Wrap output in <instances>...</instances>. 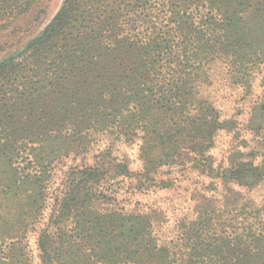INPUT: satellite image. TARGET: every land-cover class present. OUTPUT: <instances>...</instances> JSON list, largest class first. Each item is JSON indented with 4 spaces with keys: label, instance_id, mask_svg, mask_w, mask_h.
Here are the masks:
<instances>
[{
    "label": "trees",
    "instance_id": "16d2710c",
    "mask_svg": "<svg viewBox=\"0 0 264 264\" xmlns=\"http://www.w3.org/2000/svg\"><path fill=\"white\" fill-rule=\"evenodd\" d=\"M35 2L0 0V28ZM263 60L264 0H62L0 61V264H264L262 223L238 228L221 209L208 226L206 216L182 219L166 242L161 210H125L107 192L126 179L138 191L167 188L172 167L249 188L262 181L255 156L214 164L225 124L200 87L214 63L247 84ZM105 138L139 140L138 169Z\"/></svg>",
    "mask_w": 264,
    "mask_h": 264
},
{
    "label": "rangeland",
    "instance_id": "374dc122",
    "mask_svg": "<svg viewBox=\"0 0 264 264\" xmlns=\"http://www.w3.org/2000/svg\"><path fill=\"white\" fill-rule=\"evenodd\" d=\"M62 0H36L31 9L16 17L6 28H0V57L16 50L29 38L38 34L52 18ZM238 58V57H234ZM214 63L209 68V81L201 85L200 93L208 98L220 111L224 128L213 139L209 153L217 167H230L240 157H254L255 163L264 162V60L248 76V83L241 84L235 78L242 76L241 71L228 67L226 74L224 64ZM111 145L114 154L125 156L134 169L140 166L139 140L132 144L112 139H102L100 145ZM73 161H67L71 164ZM68 165L55 169L50 192L51 199L42 214L40 227L49 217L52 208V190L60 186L63 172ZM165 177L171 185L164 189L151 188L138 191L131 187L129 180L113 183L108 187L109 193L115 188V206L125 210L148 211L158 208L163 212L164 220L156 228L158 237L166 242L176 238L178 224L182 219H192L196 215L209 218L215 223L214 216L221 209L229 212L236 226L251 222L254 226L264 224V179L254 187L225 184L218 178H211L190 168H168ZM170 172V173H169ZM168 173V176H167ZM110 184V182H107ZM202 195V197H201ZM208 199L202 212L195 211L197 203ZM215 210V211H214ZM214 211V212H213ZM252 214V217H247ZM239 230V229H238ZM36 231L30 232L26 244L32 256H36Z\"/></svg>",
    "mask_w": 264,
    "mask_h": 264
},
{
    "label": "water",
    "instance_id": "95a60500",
    "mask_svg": "<svg viewBox=\"0 0 264 264\" xmlns=\"http://www.w3.org/2000/svg\"><path fill=\"white\" fill-rule=\"evenodd\" d=\"M26 42L24 44H22L21 46H19L16 50H14L12 52H9L8 54H5V55L1 56L0 57V61H2L4 59H7L8 57L15 56L16 54H18L20 51H22L24 49Z\"/></svg>",
    "mask_w": 264,
    "mask_h": 264
}]
</instances>
